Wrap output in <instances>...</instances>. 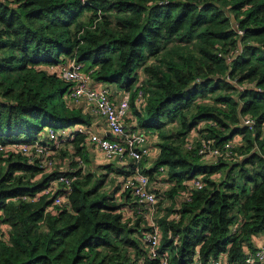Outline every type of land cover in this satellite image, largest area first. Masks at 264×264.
I'll return each instance as SVG.
<instances>
[{
  "label": "trees",
  "instance_id": "obj_1",
  "mask_svg": "<svg viewBox=\"0 0 264 264\" xmlns=\"http://www.w3.org/2000/svg\"><path fill=\"white\" fill-rule=\"evenodd\" d=\"M73 60L112 100L130 95L132 130L153 141L150 167L148 158L138 164L129 154L123 166H102L106 174L77 162L90 164L93 117L70 107L74 83L62 71ZM204 140L232 142V156L207 163L199 154ZM19 143L61 150L56 161L66 168L49 171L2 149ZM137 166L162 199L186 192L195 178L204 185L155 218L169 264H209L224 255L245 264L257 251L264 0H0V264H161L144 240L153 230L143 226L145 204L123 191ZM112 173L120 179L107 191ZM61 176L71 180L69 192ZM57 181L56 191L36 198Z\"/></svg>",
  "mask_w": 264,
  "mask_h": 264
},
{
  "label": "built area",
  "instance_id": "obj_2",
  "mask_svg": "<svg viewBox=\"0 0 264 264\" xmlns=\"http://www.w3.org/2000/svg\"><path fill=\"white\" fill-rule=\"evenodd\" d=\"M240 33L243 32L240 30ZM62 76L68 81L74 83L73 90L70 95L76 100L85 99L93 105V113L103 117L107 122L109 131L116 135L117 140H110L106 137V135L104 136L94 132H92L89 136V140L97 145L98 150L102 151L107 160L114 158L124 159L125 155L129 154L133 156L135 161L139 164L142 160L148 158L151 149L147 145L148 139L146 135L142 132L132 130V128L128 127L126 122L130 110L129 94H126L119 101L112 100L109 98V95H107L108 90L106 87L93 85L92 77L85 74L81 70V65L75 63V60L72 61L70 67L63 69ZM254 123V119L250 116H246L243 119V124L250 128L253 127ZM48 133L52 140L58 139V133L53 131H49ZM193 142H190L187 146L191 148L193 146ZM2 149L12 150L16 153L21 152L30 159V163H37L46 170L52 168V166L56 163L53 158L52 148L40 143H35L34 145L19 143L8 147H2ZM199 154L202 157H214L215 162L220 157L229 158L233 154V143L226 142L223 146L216 147L209 141L204 140L203 144L199 147ZM76 160L81 167L84 165L82 157L78 156ZM139 166L136 167L137 169L134 174L125 180L123 184V191H132V195L136 197L141 204H145V206L150 205L149 210L153 211L157 205L156 203L158 202V197L150 186V178L142 172V168ZM59 181L65 183L64 190L69 192L71 183L69 177L61 176ZM59 181L54 183L50 189L39 193L36 198H39V196L43 193L56 191L55 186L59 184ZM188 185L189 186L187 187L186 192H184V201L191 198L194 190L202 189L204 187L203 182L197 178L191 180ZM66 196L67 194L64 193L63 196L57 197L55 204L62 203ZM36 198H31V200H36ZM151 224L153 226V230L147 232L144 238L148 246V253L153 258L159 257L161 259V264H169L167 253H159V247L161 244L160 228L155 222H152ZM194 264L203 263L197 261ZM209 264L223 263L220 261H214ZM247 264H264V240L257 248V251L247 256Z\"/></svg>",
  "mask_w": 264,
  "mask_h": 264
},
{
  "label": "crops",
  "instance_id": "obj_3",
  "mask_svg": "<svg viewBox=\"0 0 264 264\" xmlns=\"http://www.w3.org/2000/svg\"><path fill=\"white\" fill-rule=\"evenodd\" d=\"M93 85H95V82L93 81L92 82ZM97 86V85H96ZM121 96V94H118L117 96H115L113 98V100L115 101H119L121 100L122 98H119ZM76 101H82L83 104L80 105L78 104ZM70 107L73 109L74 108H78V109H81V112L84 113V114H88L90 115L91 117H93V120H92V125H90L87 129L90 130L91 132H94V133H98L100 135H108L110 137V139H113V140H117V137L116 135L113 133V132H110L109 131V128L107 126V123L104 121V118L96 115V114H93V111L91 110L90 106H89V103L86 101V100H76L74 99L73 102L70 103ZM134 119V114L132 113V110L130 109L129 111V116L127 117L126 119V122H127V125L128 127L130 128H133L132 126L134 125L132 123V120ZM190 138H194L193 141H195V139H199L198 138V135L197 134H192L190 135ZM149 144L150 143H153V141H150L148 142ZM61 146V145H58V147ZM150 149H151V152H150V155L147 159V162H146V167H150L151 165V156L153 153V150L151 146H149ZM59 151H56V153H59ZM56 153H54L53 155H56ZM86 154L88 155V159H89V162L90 164L93 166L94 169H99L100 171H103V167L102 166H105V165H116L118 167L120 166H123L122 163H126L127 159L124 158V159H120V158H114V159H111V160H107L106 157H104L102 151L98 150V147L97 145L93 142L91 143H88V147L86 149ZM204 160L207 162V163H210V162H215V158L214 157H206L204 158ZM57 163V161H56ZM89 164V165H90ZM106 170V169H105ZM217 177L220 176L222 177V175L218 174L216 175ZM190 182V181H189ZM188 182V184H189ZM184 196V193L180 194V199L179 201L181 200V198ZM157 223V222H155ZM157 226L158 223H157ZM160 228V227H159ZM254 240V246L256 247V249L261 245V242L264 240V231L260 232V234L254 236L253 238ZM253 252H249L248 254H252ZM216 261H220L221 263L223 264H231V262H229L228 258L226 255L220 257V259L216 260ZM232 264H235V263H232ZM237 264V263H236ZM247 264V259H246V263Z\"/></svg>",
  "mask_w": 264,
  "mask_h": 264
},
{
  "label": "rangeland",
  "instance_id": "obj_4",
  "mask_svg": "<svg viewBox=\"0 0 264 264\" xmlns=\"http://www.w3.org/2000/svg\"><path fill=\"white\" fill-rule=\"evenodd\" d=\"M152 60H150L149 62H151ZM242 87V86H241ZM109 90H112V91H114V93H115V90L113 89V87H110V89ZM121 94V96L119 97V98H123L125 95H126V93H120ZM78 100H82V99H78ZM83 100H85V99H83ZM87 101V100H86ZM78 104H80V105H82L83 104V102L82 101H76ZM88 102V101H87ZM89 103V102H88ZM89 106H90V108H91V110L93 111V105H91L90 103H89ZM132 110V109H131ZM93 114H95V113H93ZM194 140V138H192V141ZM62 155H63V152L60 150V152L59 153H56V155H53V158H54V160H55V162H56V158L57 159H59V158H61L62 157ZM85 165V164H84ZM82 166V168H84V169H86L87 171H96V169H94L93 168V166L90 164H88V165H86V166ZM66 166H67V162L65 161V160H61V163H56L55 165H53L52 166V168H50L49 169V171H53V170H57L58 168L59 169H64V168H66ZM103 172L106 174V173H108V171L107 170H105V169H103ZM120 179V177L118 176V175H115V174H110V175H108L107 176V180H106V190L107 191H111L112 190V188H113V186L115 185L114 183L117 181V180H119ZM154 181V180H153ZM152 186H154L155 188L156 187H158L156 184H151V187ZM163 188H165V187H162V188H160V189H163ZM164 191H165V189H163ZM169 190V189H168ZM166 192V191H165ZM159 194V193H158ZM180 196V195H179ZM178 195H176L173 199H171L170 197H168V198H164V199H162V198H160V197H162V196H160V195H158V202L156 203L157 205H156V207L154 208V210L153 211H151V210H149V206L150 205H146V206H144V208H145V210H146V212L147 213H144V218H145V221L143 222V226H147V224L145 223V222H147L148 223V226L147 227H153L152 226V222H156V220H155V218H157V216L159 217L160 215H161V213H165V214H167V212H166V210H168L169 208H172V209H174V210H177L178 208H181V205H182V202H184V196L181 198V200L179 201V199H180V197H179ZM120 197V196H119ZM120 199V198H119ZM158 205H160V209H158ZM134 211V210H133ZM133 211H131V214H129V218L130 219H134V217H135V214L136 213H133ZM4 226V229L2 230V231H4L5 232V236L6 237H8L9 236V226H7V225H3Z\"/></svg>",
  "mask_w": 264,
  "mask_h": 264
}]
</instances>
